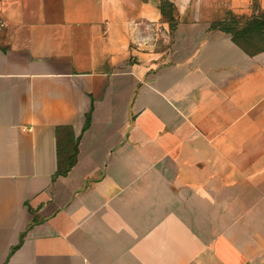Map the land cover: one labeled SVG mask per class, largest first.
Listing matches in <instances>:
<instances>
[{"label": "crops", "instance_id": "0c3cea01", "mask_svg": "<svg viewBox=\"0 0 264 264\" xmlns=\"http://www.w3.org/2000/svg\"><path fill=\"white\" fill-rule=\"evenodd\" d=\"M170 1L0 0V264H264V0Z\"/></svg>", "mask_w": 264, "mask_h": 264}, {"label": "trees", "instance_id": "16d2710c", "mask_svg": "<svg viewBox=\"0 0 264 264\" xmlns=\"http://www.w3.org/2000/svg\"><path fill=\"white\" fill-rule=\"evenodd\" d=\"M161 12L163 20L169 24L172 32H174L177 25L174 4L170 0H162ZM239 24V19L232 17L229 21L213 23L212 28L231 33L234 41L249 53L254 54L264 50V47L249 49V46L254 45L253 40L257 35L264 36V13L255 16L242 28L239 27ZM72 157L74 158V155Z\"/></svg>", "mask_w": 264, "mask_h": 264}, {"label": "built area", "instance_id": "2783aa9c", "mask_svg": "<svg viewBox=\"0 0 264 264\" xmlns=\"http://www.w3.org/2000/svg\"><path fill=\"white\" fill-rule=\"evenodd\" d=\"M7 28V20L0 8V35ZM133 29L132 44L138 50L156 53L160 46H170L172 30L166 24L152 20H140L131 25Z\"/></svg>", "mask_w": 264, "mask_h": 264}, {"label": "rangeland", "instance_id": "374dc122", "mask_svg": "<svg viewBox=\"0 0 264 264\" xmlns=\"http://www.w3.org/2000/svg\"><path fill=\"white\" fill-rule=\"evenodd\" d=\"M253 42L254 45L249 46L251 50H254L256 47H264V36L257 35Z\"/></svg>", "mask_w": 264, "mask_h": 264}]
</instances>
